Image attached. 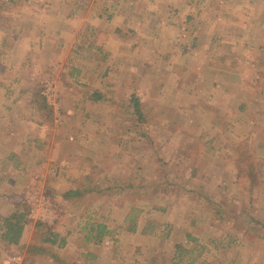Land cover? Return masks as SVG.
I'll list each match as a JSON object with an SVG mask.
<instances>
[{
	"label": "rangeland",
	"instance_id": "obj_1",
	"mask_svg": "<svg viewBox=\"0 0 264 264\" xmlns=\"http://www.w3.org/2000/svg\"><path fill=\"white\" fill-rule=\"evenodd\" d=\"M13 1L0 0V222L18 205L27 220L19 245L0 237V264H171L188 232L209 248L197 264H264V0ZM91 211L113 231L98 246L79 232ZM38 221L69 245L29 256Z\"/></svg>",
	"mask_w": 264,
	"mask_h": 264
},
{
	"label": "trees",
	"instance_id": "obj_2",
	"mask_svg": "<svg viewBox=\"0 0 264 264\" xmlns=\"http://www.w3.org/2000/svg\"><path fill=\"white\" fill-rule=\"evenodd\" d=\"M90 98L93 101H101L106 102L107 99L105 98V94L98 89H93L92 93H89ZM130 107L132 109V113L137 116L139 123H145L147 116L143 110V103L141 98L135 93H131L130 95ZM16 157L15 153H12L9 156V159L12 160ZM242 172L247 171L249 174L253 175L254 172L250 171L249 169H244L240 167ZM168 175L167 172L164 176ZM171 182L169 177L167 176L166 180L163 183ZM90 190V189H89ZM87 188L83 189L82 186H78L77 188H71L63 192L62 196L65 199H72L75 196H80L81 194L85 193ZM94 191V189H93ZM133 208V207H132ZM135 208H133L134 210ZM132 225L130 227L131 232H136L137 230V222L136 217L137 215L130 216ZM27 220V212L22 208L21 205H18L8 216L2 219L0 222V237L1 239L9 244L19 245L21 239L24 234L25 226ZM152 226H154L151 222L147 223L144 227V231L149 230ZM36 228L40 233V243L32 244L28 247V254L29 256L33 257L37 253H44L48 252L50 248L57 247L58 249L65 248L69 245L70 239L69 236L72 234V231L67 230L65 233L55 229L53 225L38 221L36 223ZM173 230V225L170 223L163 224L162 228V236L165 238H169L171 231ZM79 232L82 235V241L86 245H101L107 236H110L113 231L106 220L102 218H98L95 212H88L87 214H83L81 223L79 224ZM187 243H178L176 245V251L172 258L171 264H180L184 262L185 257H187L186 264H197V261L202 256L203 252L208 251L209 248L205 245L200 243V239L191 233L186 234ZM234 241V239L232 240ZM191 244V245H188ZM33 255V256H32ZM93 256L96 257L90 250L86 252L85 262L88 263V257ZM76 264V263H73ZM136 264H151V263H140L137 262Z\"/></svg>",
	"mask_w": 264,
	"mask_h": 264
},
{
	"label": "crops",
	"instance_id": "obj_3",
	"mask_svg": "<svg viewBox=\"0 0 264 264\" xmlns=\"http://www.w3.org/2000/svg\"><path fill=\"white\" fill-rule=\"evenodd\" d=\"M16 0H14L13 2H15ZM88 2H89V0H75L74 1V3H73V6H71L72 8H74V7H79V6H86L87 4H88ZM66 3H64V2H62V3H57V5L58 6H60V10H62V9H64V7H66V5H71V3L70 4H66ZM18 5V4H17ZM65 18H67V15L65 16ZM20 20V19H19ZM18 20V21H19ZM62 25H64V21H63V24ZM23 27H21V25H18L17 24V26L11 31V34L10 35H12L13 37H15L16 39H18L19 38V35H20V33H21V29H22ZM195 29V28H194ZM5 30H7V27H5L4 28V31ZM3 31V34H5L6 32H4ZM4 38H5V40H8L9 39V37H6L5 35H4ZM192 45L190 46V49H193V48H195L197 45H198V37L197 36H194L193 38H192ZM195 42V43H194ZM197 43V44H196ZM15 81H18V79H15Z\"/></svg>",
	"mask_w": 264,
	"mask_h": 264
}]
</instances>
